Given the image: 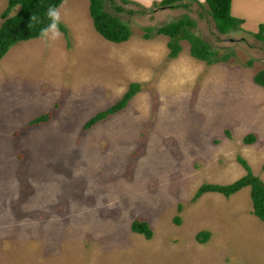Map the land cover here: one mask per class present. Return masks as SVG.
<instances>
[{"label": "rangeland", "instance_id": "obj_1", "mask_svg": "<svg viewBox=\"0 0 264 264\" xmlns=\"http://www.w3.org/2000/svg\"><path fill=\"white\" fill-rule=\"evenodd\" d=\"M159 1L123 4L131 13L106 2L129 30L113 43L93 29L87 0H61L59 40L20 41L0 58V264H264V224L247 186L193 198L202 183L243 175L236 156L264 182V86L252 80L264 68V32L252 34L264 0H240L234 12L231 0L244 21L226 33L195 3L203 0ZM183 14L226 60L207 65L186 40L168 59L155 29ZM130 82L139 89L123 109L82 127ZM46 112L48 121L27 125ZM246 134L254 141L243 143ZM134 218L149 239L129 229ZM199 230L209 232L204 243Z\"/></svg>", "mask_w": 264, "mask_h": 264}, {"label": "trees", "instance_id": "obj_2", "mask_svg": "<svg viewBox=\"0 0 264 264\" xmlns=\"http://www.w3.org/2000/svg\"><path fill=\"white\" fill-rule=\"evenodd\" d=\"M87 11L91 18L93 29L101 35L105 40L113 43L126 41L129 37V30L125 23L120 21L118 17L112 15L105 9L106 2L110 5L111 9L115 12L128 11L122 5L129 4L131 0H87ZM230 1L231 0H203L202 2L196 1L195 3L206 11L208 16L212 19L216 30L219 33H226L231 30L239 28L242 23L240 18L230 14ZM61 0H6L4 8L0 12V58L6 51L20 41L39 38V30L47 26L49 23L45 16L46 10L49 5L58 6ZM107 4V5H108ZM121 4V5H120ZM159 6L183 8L189 7L183 0H160L157 3ZM139 7V6H138ZM205 7V8H203ZM141 9H144L140 7ZM12 12V13H11ZM31 15L38 17L40 23L34 24L30 29ZM194 21L183 14L176 20L164 23L155 29L156 34L167 36L166 47L168 59L175 58L180 51V40H186L188 44V54L204 62L207 65L215 63L216 61H224L228 58L227 54L220 57L210 48L209 44L202 38L195 35L191 28L194 26ZM60 31L65 34V27L62 23L59 25ZM143 38L148 37L149 27L145 28ZM264 32V23L257 25L256 32L252 33L257 40H262V33ZM65 37V35H64ZM66 38V37H65ZM69 45V42L67 41ZM249 63V61H248ZM252 80L255 84L264 86V68L259 69L252 75ZM138 83H128L125 91L121 94L120 98L106 108L99 110L89 116L84 122L82 127L89 128L100 120L105 119L109 115L123 109L131 99V97L138 91ZM51 113L46 112L35 116L27 122V125H34L46 122L50 119ZM243 143L248 144L254 141L253 134H246L242 138ZM235 160L244 169V174L234 179L227 184H213L202 183L200 184L193 194V198L198 197L205 192H217L225 197L235 193L244 186L249 188V198L251 202V213L260 219L264 224V182L256 175H254L247 164V162L236 156ZM175 223L178 222L177 217H173ZM132 232L142 234L144 238L149 239L152 236L151 229L145 221L134 218L129 225ZM197 242L204 243L208 237L207 230H199L194 234Z\"/></svg>", "mask_w": 264, "mask_h": 264}, {"label": "clouds", "instance_id": "obj_3", "mask_svg": "<svg viewBox=\"0 0 264 264\" xmlns=\"http://www.w3.org/2000/svg\"><path fill=\"white\" fill-rule=\"evenodd\" d=\"M140 2L143 3L146 7L151 5V0H140ZM63 6V4H61L60 7L49 5L46 10L45 16L48 19L49 23L47 24V26L42 27L39 30V38L46 45L50 42L59 40L62 36L59 25L61 23L60 8H62ZM38 23H40L38 17L35 15H31L28 27L31 29L34 24Z\"/></svg>", "mask_w": 264, "mask_h": 264}, {"label": "crops", "instance_id": "obj_4", "mask_svg": "<svg viewBox=\"0 0 264 264\" xmlns=\"http://www.w3.org/2000/svg\"><path fill=\"white\" fill-rule=\"evenodd\" d=\"M132 1V0H131ZM152 1V0H151ZM157 1V0H156ZM231 2V1H230ZM130 4V3H129ZM130 5H132V4H130ZM234 5L236 6L234 9H231V12H234V11H238V8H240V6L242 5L241 4V1L240 0H237L236 2H234ZM165 6H162V8H164ZM167 7V6H166ZM231 14V13H230ZM232 15V14H231ZM232 16H234V15H232ZM235 17H237V16H235ZM247 17L249 18V16L247 15ZM237 18H240L241 20H242V23H243V18H241V17H237ZM241 23V24H242ZM260 23H264V22H260ZM259 24V23H258Z\"/></svg>", "mask_w": 264, "mask_h": 264}]
</instances>
